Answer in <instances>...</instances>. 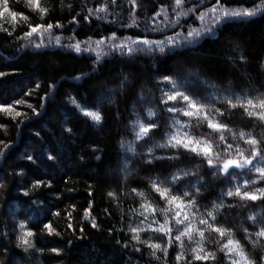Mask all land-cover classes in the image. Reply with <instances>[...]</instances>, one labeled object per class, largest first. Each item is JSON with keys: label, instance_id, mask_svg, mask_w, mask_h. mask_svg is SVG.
<instances>
[{"label": "trees", "instance_id": "1", "mask_svg": "<svg viewBox=\"0 0 264 264\" xmlns=\"http://www.w3.org/2000/svg\"><path fill=\"white\" fill-rule=\"evenodd\" d=\"M39 2L48 9L46 15L28 0H7L9 12L28 19L18 16L13 21L8 12L0 17V72L5 73L0 76V107L13 109L0 111V264H228L220 251L227 236L205 231L200 241L194 232L191 240L182 237L183 246L174 239L169 246L166 236L140 224L141 203L155 206V219L164 223L160 210L168 206L153 190V182H163L172 194L189 192L185 202L196 204L186 211L196 212V227H203L200 215L208 218L206 213L213 212L216 219L209 222L229 229L260 264L264 238L257 239L255 233L264 227V201L224 193L244 180L249 187L242 191L264 187V181L247 169H230L225 176L203 156L157 145L165 144L170 134L187 132L226 158L221 134L246 154V139L264 142V121L226 103L228 98L236 103V97L254 103L264 99V15L221 17L223 11H255L264 7V0H181L180 5L176 0ZM3 7L0 0V11ZM48 23L62 27H54L51 34L45 31L43 39L24 36L29 24ZM209 26L212 31L205 32ZM189 31L201 35L185 41ZM113 33L133 47V54L125 51L121 57L118 51H108ZM169 37L177 46L166 43L163 53L132 43ZM101 39L105 42L97 47ZM77 43L80 52L72 47ZM190 71L198 75L189 76ZM174 90L206 105L210 113L219 109L224 115L216 119L231 131L213 132L205 121L168 112L169 107H186L179 99L164 103L165 94ZM87 112H99L102 121ZM153 122L158 127L136 139L139 125ZM37 181L41 185L33 187ZM137 226L148 229L135 234L139 241L130 230ZM172 226L175 237L174 220ZM29 231L32 236H27ZM198 242L217 259L195 261L192 249ZM149 243L164 250L153 255ZM181 253L185 259L176 261Z\"/></svg>", "mask_w": 264, "mask_h": 264}, {"label": "snow or ice", "instance_id": "2", "mask_svg": "<svg viewBox=\"0 0 264 264\" xmlns=\"http://www.w3.org/2000/svg\"><path fill=\"white\" fill-rule=\"evenodd\" d=\"M134 3V0H132ZM28 3L34 6L35 10H38L41 13H44L45 15L48 12L47 8H42L40 6L39 0H28ZM176 4L180 5L181 0H176ZM3 11H0V17L3 16L4 12H8V14L12 17L13 21L17 19L19 16L21 19L27 20L28 17L24 16L23 14H18L16 12H9L7 8V0H3ZM104 9H97V11H103ZM213 11L215 12L216 9L213 8ZM256 14L264 15V7H258L255 11H223L221 14L222 18H230V17H251ZM87 19V17H85ZM215 20V17H213ZM135 23V21H133ZM61 28L62 25L57 23L55 26L52 23L45 24H37V25H28L29 31L24 33L25 37H32L34 34H38L41 39H43L44 32L48 31L51 34L52 29ZM212 31L211 26L205 29V32ZM201 35L200 32H192L189 31L187 33V37L184 38L185 41H187L189 38L199 37ZM55 41L57 44L60 43V38L55 37ZM105 40L101 39L97 42V47H99L101 44H104ZM133 44L137 45V47L141 44L143 45H149L153 48H158L161 53L165 50V44L172 45L173 47L177 46L176 41L173 39V37L167 38L166 41H151L148 39H140L132 42ZM42 44H37L36 47H41ZM182 46V45H181ZM72 47L75 48L76 52L81 51L80 45L77 43L75 45H72ZM108 51L110 53H116L117 51L120 53V56L123 57L125 51L131 55L133 54V47L130 44H126L123 42H119L118 37L115 33L112 34V42L107 45ZM5 73L0 72V76H4ZM189 76L192 75H198V73H194L190 71L188 73ZM165 80H169L170 78L165 76ZM125 82L127 81V77L124 78ZM167 99L164 101V103H167L168 101H177L178 99L182 101L184 104H186L185 108H176V107H169L167 109L168 112H182L184 117L189 118H195L196 121L199 123L201 120L205 121L207 124V128L211 129L213 132H223V131H231L228 129V125L221 123L219 120L216 119L217 116H223L224 113L221 112L219 109H213L210 113L207 109V106L201 103H197L195 100H193L189 95H186L184 92L174 90L171 93H166ZM236 103L233 102L232 98H228L226 100V103L231 107L235 108L238 105L242 107L248 116H256L260 120L264 121V99H260L258 103H254L253 99H243L241 100L240 97H236ZM259 109V111H257ZM0 111L4 112H12L13 109L11 106L8 107H0ZM17 115H20V113H17ZM87 116L92 117V119L96 122L102 121V115L99 112H87ZM158 125L156 123H149V124H140L139 125V131L135 133L136 139H140L142 137L147 136L154 128H157ZM233 137H236V133H232ZM240 139H244L245 133L240 132L239 133ZM220 141L225 142V149L224 152L227 154L226 158L222 157L219 152H213V148L211 144L204 140L203 138H196L193 136H190L189 133L184 132L183 134H170L168 136V140L165 144H158L157 147L159 148H173V149H184L186 152L195 153L197 156H203L206 159V163L210 168L216 169L217 172H220L224 174L225 176L229 175L230 169H239L244 170L247 169L249 173H256L258 175V179L260 181H264V148L261 147V144L264 143L262 141H259L255 138H248L244 142L247 144L248 147V154H246L244 149H241L238 145L233 148V144L227 143L225 141L224 135H220L219 137ZM129 150L131 151V146H129ZM51 158V157H50ZM258 162L254 164V161ZM28 159L31 160L32 157L28 156ZM159 159V158H158ZM233 180L235 179V174L231 177ZM177 179V177H173V180ZM257 181L253 180L251 183L255 184ZM42 182L37 181L33 185V187H39ZM50 186V185H49ZM249 187V181L244 180L243 184H236L235 190L232 189L227 190L224 194L227 197H239L243 201H264V187H257L254 191H242V188L247 189ZM153 190L158 193L159 197L165 201L167 204L166 209H161V215L164 217V223L160 224L158 220L155 219L157 208L155 206H152L149 203H141L140 208V216L142 217L140 224H147L148 229H150L152 232L161 233L164 236L168 238L167 242L168 245L171 246L173 243V239L175 241H178L181 243V246H183L182 237H187L189 240L193 239V233L200 238V241H203V238L205 236V231H211L214 233H217L219 237L224 238L228 237L226 240V243H223L220 251L224 253V256L228 260V264H257V262L253 259H251L246 252L243 249V246L241 245L239 240H236L233 237L232 232L229 229L214 226L213 223H210L209 220H215L216 217L213 214V212L208 211L206 213L208 218H204L203 215H200L198 218L199 225L203 226L202 228L196 227L194 220L197 219V214L195 211L189 212L186 211V209H194L196 202L194 200H188L185 202V197H189L190 193L185 191L182 194H172L169 187H164L163 182H153L152 184ZM133 192H136V189L132 190ZM24 196L29 195V191L25 190L23 191ZM109 196H112L113 193H109ZM198 211V210H197ZM169 213H171L172 220L175 221V228L177 234L175 237H173V226H172V220L169 219ZM58 215V213H57ZM152 217L151 220L149 217ZM191 217V218H190ZM250 219L255 220V217H250ZM153 225H156L153 227ZM45 228L48 229L49 232L52 231L51 225L47 224L44 225ZM92 227H97L96 223H92ZM148 229H142L140 226L131 228V232L134 233L133 239L139 241V235H135L139 233L142 230H148ZM33 233L31 231L27 232V236H32ZM255 236L257 239L264 238V227H261L259 231L255 233ZM23 245H26L28 247H31L29 244V241L27 239H22ZM256 244L253 241V247H255ZM147 247L150 249H153V255H155V250H161L164 249L160 244H147ZM25 251H27V248H25ZM53 252H58L57 249H52ZM139 251V249H137ZM193 252V259L195 261H215L217 259V256L213 252H206L204 247L201 243H197V246L192 249ZM176 261H181L185 259L183 254H178L175 257ZM260 264H264V257L261 258Z\"/></svg>", "mask_w": 264, "mask_h": 264}, {"label": "rangeland", "instance_id": "3", "mask_svg": "<svg viewBox=\"0 0 264 264\" xmlns=\"http://www.w3.org/2000/svg\"><path fill=\"white\" fill-rule=\"evenodd\" d=\"M12 212H13V211H12V210H10V211H9V214L11 213V215H13V213H12ZM12 220H13V218H12ZM16 264H21V261L17 260V261H16Z\"/></svg>", "mask_w": 264, "mask_h": 264}]
</instances>
